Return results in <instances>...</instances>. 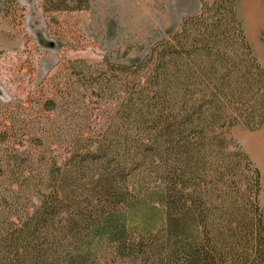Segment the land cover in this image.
I'll list each match as a JSON object with an SVG mask.
<instances>
[{
    "label": "trees",
    "instance_id": "16d2710c",
    "mask_svg": "<svg viewBox=\"0 0 264 264\" xmlns=\"http://www.w3.org/2000/svg\"><path fill=\"white\" fill-rule=\"evenodd\" d=\"M237 5L202 3L135 63L82 62L107 108L81 101L62 160L37 135L20 151L0 123V264H264L260 171L231 134L264 129V69Z\"/></svg>",
    "mask_w": 264,
    "mask_h": 264
},
{
    "label": "rangeland",
    "instance_id": "374dc122",
    "mask_svg": "<svg viewBox=\"0 0 264 264\" xmlns=\"http://www.w3.org/2000/svg\"><path fill=\"white\" fill-rule=\"evenodd\" d=\"M90 1L86 11L44 13L41 0H0V123L20 151H35L29 140L37 135L62 160L65 131L77 129L84 114L81 101L94 114L107 108L95 105L97 99L85 82L77 81L82 62L135 63L152 44L176 31L183 19L197 15L202 3L212 0ZM237 13L246 41L264 69V0H238ZM48 99L56 102L53 111L42 107ZM71 101L77 104L69 107ZM260 131L264 129L252 132L237 126L231 132L259 171L247 141ZM260 201L264 210L262 176Z\"/></svg>",
    "mask_w": 264,
    "mask_h": 264
},
{
    "label": "crops",
    "instance_id": "0c3cea01",
    "mask_svg": "<svg viewBox=\"0 0 264 264\" xmlns=\"http://www.w3.org/2000/svg\"><path fill=\"white\" fill-rule=\"evenodd\" d=\"M256 135L248 137V146L253 159L258 163L261 176L264 182V132H257Z\"/></svg>",
    "mask_w": 264,
    "mask_h": 264
},
{
    "label": "bare ground",
    "instance_id": "6f19581e",
    "mask_svg": "<svg viewBox=\"0 0 264 264\" xmlns=\"http://www.w3.org/2000/svg\"><path fill=\"white\" fill-rule=\"evenodd\" d=\"M248 10V9H247ZM248 15V14H247ZM251 19V18H250ZM252 21H253V19H251ZM251 22V21H250ZM250 29L252 30V33H253V31H254V29H255V25H254V23H251V25H250Z\"/></svg>",
    "mask_w": 264,
    "mask_h": 264
}]
</instances>
